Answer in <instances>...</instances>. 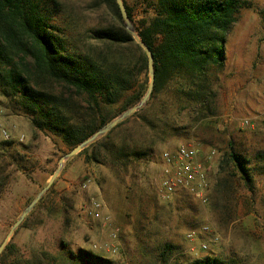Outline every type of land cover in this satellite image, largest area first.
<instances>
[{
	"label": "rangeland",
	"instance_id": "374dc122",
	"mask_svg": "<svg viewBox=\"0 0 264 264\" xmlns=\"http://www.w3.org/2000/svg\"><path fill=\"white\" fill-rule=\"evenodd\" d=\"M60 1V20L68 25V31L83 49L92 45L104 50L115 48L125 57L134 55L137 59L139 52L132 44L114 47L91 38L94 28L120 25L102 0ZM245 1L250 7L241 10L226 38L225 67L214 86L217 96L211 103L212 113L201 118L183 116L177 135L164 142L154 137L158 142L154 153L129 167L125 185L108 166L88 162L84 155L68 160L42 206L27 216L26 225L12 237L24 253L45 249L57 255L64 250L85 249L110 259L112 264H137L149 262L165 242H171L178 247L173 259L181 262L211 256L236 264H264V216L259 214L264 202L259 193L260 186H264V0ZM126 2L136 29L142 30L156 14V0ZM145 78V71L137 73L136 88ZM121 105L111 108L119 115ZM0 108L4 110L0 115L3 120L10 109L1 93ZM18 116L29 123L15 124L17 132L7 129L15 136L23 134L25 142L10 144L0 140V244L48 183L60 157L71 150L58 136L37 130L28 117ZM246 118L250 119L248 124L243 122ZM181 143L198 145L206 152L216 151L206 202L185 192L169 201L160 196L162 152ZM231 153L249 160L254 174L253 191L245 187ZM87 177L91 185L82 190ZM223 177L233 178L232 192L221 191ZM125 187L134 190L130 203L121 198ZM90 194L104 202L110 225L83 213ZM248 212H255V218H246ZM205 225L210 227L207 234L201 233ZM114 226L120 228L117 252L107 248ZM191 231L199 232L192 240L188 238ZM202 243L208 244L207 250L201 248Z\"/></svg>",
	"mask_w": 264,
	"mask_h": 264
},
{
	"label": "trees",
	"instance_id": "16d2710c",
	"mask_svg": "<svg viewBox=\"0 0 264 264\" xmlns=\"http://www.w3.org/2000/svg\"><path fill=\"white\" fill-rule=\"evenodd\" d=\"M102 2L120 25L94 28L91 38L114 47L132 44L139 52L136 60L115 48L92 45L83 49L60 20V0H0V93L11 114L28 117L35 129L58 136L71 149L118 115L113 105L122 103L120 111H124L137 104L148 88L146 53L126 30L117 1ZM248 7L245 0H156V14L142 30L137 28L154 54L155 86L150 100L77 156L108 166L125 185L129 167L152 155L158 142L177 135L183 116L201 118L212 113L211 103L217 96L214 86L225 67L227 35L241 10ZM143 71L146 78L136 88L137 73ZM154 137L160 140L156 142ZM231 157L245 187L253 191L249 160L236 153ZM219 187L232 192L233 178H221ZM132 188L125 187L121 193L125 203L132 202ZM50 191L34 210L42 206ZM177 250L176 245L165 242L149 262L137 264H236L211 256L181 262L173 259ZM0 264L112 261L85 249L57 255L40 249L26 254L12 239L0 255Z\"/></svg>",
	"mask_w": 264,
	"mask_h": 264
},
{
	"label": "built area",
	"instance_id": "2783aa9c",
	"mask_svg": "<svg viewBox=\"0 0 264 264\" xmlns=\"http://www.w3.org/2000/svg\"><path fill=\"white\" fill-rule=\"evenodd\" d=\"M250 119H243L248 124ZM0 140L11 141L14 144H23L25 136H15L11 133L0 120ZM216 151H204L195 144L181 143L175 148L166 149L162 152V171L159 180V193L164 200H171L179 193L185 192L196 199L206 202L211 185V176L213 173V157ZM91 185V178L87 177L82 183V190H88ZM104 202L98 197L90 194L83 205V213L92 220L104 222L110 225V218L106 216ZM120 228L114 226L108 242L107 248L112 252L119 249ZM210 227L205 225L201 228V233H209ZM199 232L191 231L188 234L189 239H194ZM216 239V238H215ZM99 244L94 247L98 248ZM201 248L208 249L207 243H202Z\"/></svg>",
	"mask_w": 264,
	"mask_h": 264
},
{
	"label": "water",
	"instance_id": "95a60500",
	"mask_svg": "<svg viewBox=\"0 0 264 264\" xmlns=\"http://www.w3.org/2000/svg\"><path fill=\"white\" fill-rule=\"evenodd\" d=\"M116 1L120 8L121 16H122L126 30L132 35L135 42L144 50V52L147 55L148 72H149V83H148L147 91L142 97V99L137 104L122 111L119 115L111 119L101 128H99L97 131H95L92 135H90L88 138L80 142L77 146H75L70 151H68L63 156L60 157L58 167L56 168L55 172L49 179L48 183L38 192L35 198L24 209V211L21 213L19 218L16 220V222L11 227L10 231L6 235L3 242L0 244V255L3 253L6 246L12 239L13 235L15 234L17 229L20 227V225L24 222L26 217L34 210V208L37 206L40 200L49 191V189L51 188V186L53 185L57 177L60 175L63 167L65 166V163L71 158H73L74 156L78 155L83 149L88 147L90 144H92L93 142L97 141L98 139L106 135L111 129L117 126L120 122L126 120L127 118L131 117L134 113L144 108L153 94L154 86H155V66H154L153 51L150 48V46L145 41H143V39L139 35V32L137 31L133 20L129 16L127 6L124 0H116Z\"/></svg>",
	"mask_w": 264,
	"mask_h": 264
},
{
	"label": "crops",
	"instance_id": "0c3cea01",
	"mask_svg": "<svg viewBox=\"0 0 264 264\" xmlns=\"http://www.w3.org/2000/svg\"><path fill=\"white\" fill-rule=\"evenodd\" d=\"M3 111L4 110L0 108V115H2L1 113ZM8 114L9 115L4 117V119L1 120V121L9 129L10 128L15 129V127H16L15 124H17L19 122H21V123H29V120L23 118L22 116L13 115V114H10V113H8ZM15 131L17 132V129H15ZM259 193H260L261 198L264 200V196H263L264 195V186H260ZM260 207H262V208L261 209L258 208L259 209V214L262 215L261 218H263V216H264V202L260 205ZM255 216H256L255 212H248L247 215H246V218L251 217L253 219V218H255ZM246 218H245V216H242V218H241L242 223H245Z\"/></svg>",
	"mask_w": 264,
	"mask_h": 264
}]
</instances>
